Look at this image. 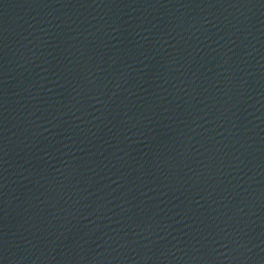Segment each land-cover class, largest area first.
I'll list each match as a JSON object with an SVG mask.
<instances>
[{"label":"water","instance_id":"1","mask_svg":"<svg viewBox=\"0 0 264 264\" xmlns=\"http://www.w3.org/2000/svg\"><path fill=\"white\" fill-rule=\"evenodd\" d=\"M0 264H264V0H0Z\"/></svg>","mask_w":264,"mask_h":264}]
</instances>
